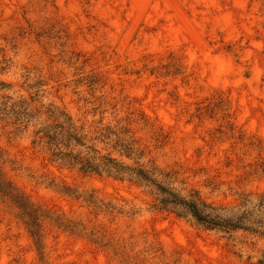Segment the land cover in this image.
Listing matches in <instances>:
<instances>
[{
  "label": "rangeland",
  "instance_id": "1",
  "mask_svg": "<svg viewBox=\"0 0 264 264\" xmlns=\"http://www.w3.org/2000/svg\"><path fill=\"white\" fill-rule=\"evenodd\" d=\"M0 82V101L85 129L134 119L146 158L206 202L264 193V0H0ZM14 127L0 119V168L38 206L42 242L0 195V264H264V234L203 230Z\"/></svg>",
  "mask_w": 264,
  "mask_h": 264
},
{
  "label": "trees",
  "instance_id": "2",
  "mask_svg": "<svg viewBox=\"0 0 264 264\" xmlns=\"http://www.w3.org/2000/svg\"><path fill=\"white\" fill-rule=\"evenodd\" d=\"M7 86L0 82V90ZM3 98L0 119L12 120L14 134L30 124L35 126L33 143L45 145L57 163L132 182L148 191L154 207L187 218L203 230L226 235L237 231L264 234V193L253 200L244 198L232 206H217L200 198L196 191H185L177 185L184 182L178 179L176 171L162 168L146 158L130 127L129 122H135L134 119L98 123L89 130L57 106L50 105L48 111L42 113L31 108L23 97L14 99L11 95H2ZM260 171L264 174V166ZM0 195L9 196L22 209L27 218L24 223L34 244L39 246L36 249L41 248L39 208L5 178L1 168ZM37 254L41 258L42 251Z\"/></svg>",
  "mask_w": 264,
  "mask_h": 264
}]
</instances>
